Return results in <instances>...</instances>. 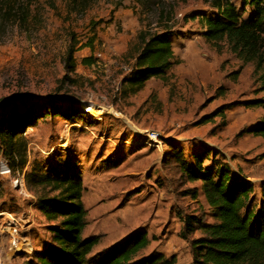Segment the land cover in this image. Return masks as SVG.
Segmentation results:
<instances>
[{
    "label": "rangeland",
    "instance_id": "1",
    "mask_svg": "<svg viewBox=\"0 0 264 264\" xmlns=\"http://www.w3.org/2000/svg\"><path fill=\"white\" fill-rule=\"evenodd\" d=\"M16 2L30 7V18L21 26L14 16L2 17L7 5ZM231 2L244 19L253 15L251 8L242 10L240 0ZM2 4L0 105L44 100L55 106L56 114L24 133L22 159L19 154L12 158L2 154L0 146V159L12 172L9 178L0 177V217L11 221L13 216L25 223L20 218L24 209L36 207V193L26 185L24 193L12 189L10 180L17 172L25 175L35 163L62 168L82 178L83 238L100 237L89 259L142 231L148 245L136 259L158 252L175 257L176 264H191L190 241L198 233L181 239L182 218L210 223L211 211L200 183L187 182L168 157L171 145L187 163L192 154L206 149L215 166L251 184L248 208L257 209L264 183V140L249 130L264 121V109L244 104L264 95L258 92L251 64L241 65L225 46L214 47L200 35L199 20L216 15L209 3L0 0ZM164 30L170 32L178 65L164 81L151 79L132 94L124 80L133 66L138 34ZM72 37L77 45L74 69L68 74L63 61ZM87 42L90 47H84ZM84 58H90L91 65H82ZM86 102L101 108L103 115L98 119L84 113L65 119L59 114L83 109ZM203 166H209L208 161ZM46 226L35 231L44 243ZM20 232L28 235L27 226ZM15 237L22 242L20 233ZM28 252L32 255L34 249Z\"/></svg>",
    "mask_w": 264,
    "mask_h": 264
},
{
    "label": "trees",
    "instance_id": "2",
    "mask_svg": "<svg viewBox=\"0 0 264 264\" xmlns=\"http://www.w3.org/2000/svg\"><path fill=\"white\" fill-rule=\"evenodd\" d=\"M203 1L209 3L216 15L199 20L200 35L214 47L225 46L241 65L251 64L258 92L264 95V0H240L242 10L251 8L253 11L248 19L242 17L231 0ZM147 2L149 0H139L140 5ZM0 6L5 7L3 4ZM7 16H14L16 24L24 25L30 18V7L17 2L8 4L2 14V17ZM137 39L133 66L124 80L132 94L139 92L151 79L164 81L172 68L178 65L168 30L155 34L140 32ZM76 45L72 37L63 61L68 74L74 69ZM85 45L90 47L91 43ZM81 63L89 66L91 60L84 58ZM238 73L233 72L232 76L236 78ZM244 106L264 109V96L263 99L246 102ZM55 111V106L44 100L27 99L1 104L2 154L10 158L19 154L22 159L25 153L24 133L38 121L56 114ZM84 113L82 109H76L70 114H59L69 119ZM220 114L222 116V110ZM249 133L264 140V121L252 127ZM208 155L203 149L192 154L191 161L187 163L178 147L172 145L168 155L187 182L200 183V193L211 211L210 223L190 216L182 218L181 239L187 240L190 235L198 233V237L190 241L191 264H264V183L259 190L257 209L248 208L253 194L251 184L243 177L232 178L229 170L215 166ZM207 161L209 166H203ZM24 181L28 189L36 193L35 206L47 224L48 239L41 250L34 251L31 259L22 264H176L175 257L166 258L158 252L136 259L148 245L147 236L142 231L131 233L101 257L89 259L100 237L83 238L86 210L82 204L84 188L81 175L35 163L25 173Z\"/></svg>",
    "mask_w": 264,
    "mask_h": 264
},
{
    "label": "built area",
    "instance_id": "3",
    "mask_svg": "<svg viewBox=\"0 0 264 264\" xmlns=\"http://www.w3.org/2000/svg\"><path fill=\"white\" fill-rule=\"evenodd\" d=\"M12 175L9 163L5 159H0V177L9 178ZM10 184L13 190L18 193H24V172L16 173L10 180ZM5 215L0 217V264H9L12 259L15 258L21 252L20 241L15 236L25 227V223H21L18 218H14L11 215V221L7 220ZM27 226V225H26ZM6 237L8 240L7 246L2 245L1 240ZM20 246L19 248H17Z\"/></svg>",
    "mask_w": 264,
    "mask_h": 264
},
{
    "label": "crops",
    "instance_id": "4",
    "mask_svg": "<svg viewBox=\"0 0 264 264\" xmlns=\"http://www.w3.org/2000/svg\"><path fill=\"white\" fill-rule=\"evenodd\" d=\"M34 213H37L36 215L38 216L37 218L38 221H35L36 215ZM21 216L23 217L20 218H23L24 222H26L28 235L25 234L24 232L19 231L20 237L22 238L21 239L22 242H20L21 252L18 255H16L14 259L8 262L9 264H22L24 261L30 260L31 254H29L30 252H28V250L30 251H33V249L34 251L41 250L44 244L41 235L39 237H36L37 232H35L38 227L41 228L46 224L44 219L41 217L40 213L38 212L37 208L36 207L26 208L24 209L23 215ZM24 240H28V244H26V241ZM1 243L2 245L7 246L8 244L7 238L3 237ZM27 246H30V249H27L26 248Z\"/></svg>",
    "mask_w": 264,
    "mask_h": 264
},
{
    "label": "bare ground",
    "instance_id": "5",
    "mask_svg": "<svg viewBox=\"0 0 264 264\" xmlns=\"http://www.w3.org/2000/svg\"><path fill=\"white\" fill-rule=\"evenodd\" d=\"M82 106V111L91 115L92 117H96L99 119L103 115V110L101 108L95 107L90 103H83Z\"/></svg>",
    "mask_w": 264,
    "mask_h": 264
}]
</instances>
